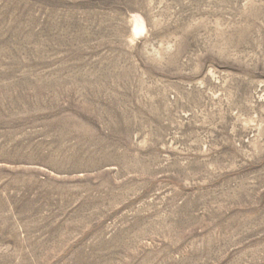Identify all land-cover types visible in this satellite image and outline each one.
I'll return each mask as SVG.
<instances>
[{
  "label": "rangeland",
  "instance_id": "374dc122",
  "mask_svg": "<svg viewBox=\"0 0 264 264\" xmlns=\"http://www.w3.org/2000/svg\"><path fill=\"white\" fill-rule=\"evenodd\" d=\"M0 264H264V0H0Z\"/></svg>",
  "mask_w": 264,
  "mask_h": 264
}]
</instances>
